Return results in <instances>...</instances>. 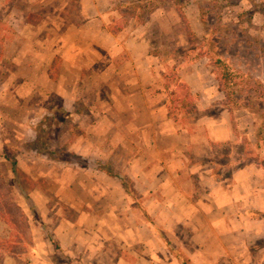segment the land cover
<instances>
[{"label":"rangeland","instance_id":"rangeland-1","mask_svg":"<svg viewBox=\"0 0 264 264\" xmlns=\"http://www.w3.org/2000/svg\"><path fill=\"white\" fill-rule=\"evenodd\" d=\"M148 1L155 5L154 11L158 8L165 13L160 27L153 26L147 33L150 52L159 55L155 75L160 71L161 78L150 92L161 90L169 103L162 73L177 71L180 75L181 65L204 56L220 91L214 104H198L195 94V112L169 114L176 120L175 126L191 129L197 138L189 145L193 148L187 152V172L176 185L177 192L188 194L190 200L175 201L172 207L159 189L143 191L135 202L117 178L88 164L94 140L88 136V121L82 113L89 108L75 103L70 113L63 114L66 96L43 81V77L56 80L59 55L44 76L28 67L32 54L42 56L55 44L51 35L47 40L40 33V21L60 12L82 21L83 0H0V234L5 235L0 243L9 253L29 256L26 263L180 264L165 239L189 264H264V0H142L140 4ZM125 2H119L120 11L119 3L115 4V13L106 21L108 30L118 33L149 20L151 14L141 15V19L147 17L141 21L139 9L132 12L124 7ZM193 13L200 18L193 27L196 31L188 22ZM174 38L183 43L171 42ZM227 69L231 72L226 83L232 92L229 96L219 88L217 79V73ZM114 78L118 82L119 77ZM86 80L99 79L90 75ZM79 93L95 95L89 89ZM199 117L203 121L207 117L224 119L234 135L228 141L208 143L209 149L203 131L196 127ZM42 149L51 154L46 156ZM7 155L16 158L22 173L12 172ZM106 162L123 174L122 163ZM249 164L257 171L248 175L258 197L247 204L249 216L256 219L246 222L249 233H202L199 228L207 222L223 229L229 222L233 227L245 222L246 205L236 203L252 188L228 190L233 170ZM209 174L221 182L223 194H214L221 202L208 197L205 177ZM142 206L156 221L145 218ZM195 210H206L209 216L204 219ZM186 221L189 223L183 224ZM252 230L257 234L251 235Z\"/></svg>","mask_w":264,"mask_h":264},{"label":"crops","instance_id":"crops-1","mask_svg":"<svg viewBox=\"0 0 264 264\" xmlns=\"http://www.w3.org/2000/svg\"><path fill=\"white\" fill-rule=\"evenodd\" d=\"M124 1L130 0H83L84 17L82 21L72 20L66 15L63 16L61 12L59 16L57 14L53 18L46 15L39 23L40 33L43 36L47 35V40L51 35L55 44L51 46V49L46 48L42 56L32 54L28 67L31 70H40L44 76L48 73L55 55H59L61 63L56 80L51 81L43 77V81L48 87L66 96L63 105L67 110H70L75 103H81L89 108L86 113H82L83 119L86 118L88 121V136L94 140V144H90L92 149L88 153V164L96 167L95 161L97 160L122 163L121 172L132 180L139 193L159 189L162 195H165L167 206L172 207L175 201L190 200L188 194L177 192L179 189L176 185L178 184L177 179L187 172V152L193 148L189 145L196 142L197 138L195 139V133L191 129L175 126L176 120L173 121L170 118L169 103L161 90L155 93L150 92L152 85L159 81L160 71L156 76L155 66L159 61V55L150 52L151 40L147 33L153 26L160 27L165 16L164 11L157 8L151 13L147 22L134 25L131 29L125 27L113 34L108 30L106 21L110 15L115 13V4ZM61 6L62 9L63 5ZM191 7L189 8L193 9ZM199 19L195 13L188 18L193 31H196L193 27L198 25ZM13 29L16 30L14 26ZM161 32L166 33L167 36L170 35V32L165 30ZM174 39L171 42L179 43V45L183 43L181 38ZM205 58L204 56L194 62H187L181 65L180 69V75L188 83L192 92L198 94V104L202 105L211 104L220 93L212 74L207 70ZM90 75H95L99 80L87 81L86 78ZM115 76L119 77L118 82ZM87 89L95 92L94 97H84L79 93L80 90L87 91ZM96 89L100 90L99 93ZM103 89H110V92H104L105 96ZM68 91L74 95L68 94ZM75 92L78 96H75ZM207 118L206 121H203L202 117L196 120V127L201 132L203 131L206 145L228 141L232 138L234 134L226 126L224 119ZM101 138L103 140L100 143ZM208 147L211 148L210 145ZM205 150L207 152V149ZM191 153L195 152L191 150ZM251 165L233 170L231 175L233 183L231 189L228 190L232 193L231 191L238 187L250 186L252 188L244 196H239L236 203L246 205V213H241L243 216L240 214L245 222L236 227L229 222L224 229L222 225H213L214 229L207 222L199 228L202 233L222 234L236 231L242 235L247 234L249 225L246 222L256 220L249 216L247 204L258 198L255 191L257 187H252L254 184L251 185L252 179L248 175V173L255 175L257 172L255 168L250 167ZM205 178L209 183L208 197L221 202V199L214 195L223 194L220 192L221 182L213 179L210 174ZM162 187L164 190H161ZM222 202L224 205L228 203ZM253 206L258 208L255 204ZM202 212L195 210L194 214H199L204 219L209 216L206 210ZM185 216L191 217L190 214ZM151 218L156 221L152 216ZM185 223L189 221L183 222ZM255 232L257 231L252 230L250 234L256 235ZM10 233L6 236L7 239L10 238ZM1 235L5 236L4 233L0 234V237ZM9 252L5 251L0 243V264H35L34 262L26 263L27 256L24 253L19 256Z\"/></svg>","mask_w":264,"mask_h":264},{"label":"trees","instance_id":"trees-1","mask_svg":"<svg viewBox=\"0 0 264 264\" xmlns=\"http://www.w3.org/2000/svg\"><path fill=\"white\" fill-rule=\"evenodd\" d=\"M142 0H135V1H126L124 3V7L125 8H129L131 9V11H136V9H139V12L137 14V17L139 18V20L141 21H146L147 17L154 11L155 9V5L152 4L151 2H146V3H142L140 4ZM134 3H137L134 4ZM122 4H118L117 6V11H120V7ZM146 14V18L144 17V19H141V15H145ZM111 33L115 34L116 30L114 29H110L109 30ZM172 74H166V73H162L163 77L166 79V88L167 90H169L170 96H169V106H168V112L170 114L171 111H182L184 110L185 112H195L196 109V102H195V94L192 92L190 86L184 82L180 75L178 74L177 71L171 72ZM230 70H224L223 72L219 71L217 73V79L219 81V88L222 91H225L227 93V95L229 96L232 92H230V88L228 90L226 83H229L231 78H230ZM229 81V82H228ZM173 83V88H171V84ZM225 84V85H224ZM63 109V114H68L70 113V110H67L64 106H62ZM65 116V115H64ZM59 117V116H58ZM44 143V142H43ZM42 151H44L45 155L48 156L51 153L48 151L46 152V150L42 149ZM5 158L9 161L10 165H11V169L12 172L16 175L22 173L20 168L18 167V163L15 157L12 156H5ZM95 165L97 167V169L104 171L106 174L116 177L118 178V180L120 181L123 189L125 190L126 194L131 197L135 202L137 200H139V198L141 197V193H139L135 187L134 184L132 182V180L124 174H120L117 173V171L114 170L113 166L111 163L109 162H103V161H95ZM28 197V196H26ZM142 211L143 214L145 216V218H151L148 214L147 211L145 209L144 206H142ZM151 222V221H150ZM165 244L169 247L170 251L173 253V255L175 256V258L179 261L180 264H189V259L186 258L177 248H175L171 242L165 240Z\"/></svg>","mask_w":264,"mask_h":264}]
</instances>
